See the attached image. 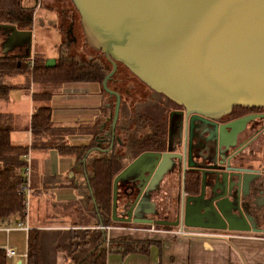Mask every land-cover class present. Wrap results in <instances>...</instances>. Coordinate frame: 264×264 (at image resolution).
Returning a JSON list of instances; mask_svg holds the SVG:
<instances>
[{"label":"water","instance_id":"obj_1","mask_svg":"<svg viewBox=\"0 0 264 264\" xmlns=\"http://www.w3.org/2000/svg\"><path fill=\"white\" fill-rule=\"evenodd\" d=\"M71 2L78 12L85 41L110 63L101 87L109 100L113 98L112 110L100 124L83 161L91 150L108 151L115 143H122L116 126L122 95L108 84L115 79L120 65L148 88L182 105L185 116L194 113L214 122L229 113L233 106L264 105V0ZM0 33L3 55L9 48L25 46L26 52L16 56H31V28L0 22ZM54 63L53 57L45 60L46 66ZM175 112L177 110L169 112L166 147L140 152L114 176L111 219L170 226L183 222L188 226L259 231L243 206L249 191L261 192L264 188V161L253 159L249 163L254 164V168L245 167L244 161L219 158L218 147L213 149V156L199 155L201 159L197 160L195 146L182 131L176 143L172 142ZM233 123H239V119L227 124ZM206 132L209 134L208 130ZM174 165H180L183 170L191 167L201 174L200 192L185 197L184 215L174 220L141 217L142 214L134 210L131 218L136 200L126 215L117 213L122 181L128 180L126 187L130 190L138 188L137 199L141 193L146 195L159 186L165 170ZM89 190L91 192L90 187ZM179 198L182 200L183 195ZM147 203L152 205L150 201ZM189 206L194 208L197 220L188 219ZM100 226L104 225L100 223Z\"/></svg>","mask_w":264,"mask_h":264},{"label":"crops","instance_id":"obj_2","mask_svg":"<svg viewBox=\"0 0 264 264\" xmlns=\"http://www.w3.org/2000/svg\"><path fill=\"white\" fill-rule=\"evenodd\" d=\"M36 2L32 6L22 4V8L32 9L29 27L32 30V45L37 24L41 28V23H47L48 20L37 18L34 21L33 17H36L41 8L40 2ZM48 11L56 14V20L51 24L58 31L60 41H63L59 12L51 6ZM2 39L0 33V54H3ZM7 53L16 55L19 50L17 47L9 48ZM38 53L44 55L46 52ZM6 79L15 86L6 97L0 98V112L11 124V143L26 146L32 192L26 216L15 214L7 224L10 227L8 230L0 228V248L9 246L17 253L13 256L5 253L4 264H26L27 231L30 226L48 232L77 227L76 222L85 224L78 226L100 227L108 239L129 235L135 239L153 240L146 251L137 249L124 252L123 248H109L105 264H264L262 231L208 227L203 231L189 226L192 230L207 233L177 235L173 231L174 227L141 232L134 227L104 224L102 228L100 224H95L96 216L81 203L83 194H87L86 173L77 163L75 153L60 151V147H89L94 143V135L100 130L99 126L105 119L110 101L103 94L101 83L96 80L63 81L48 86L51 97L46 101L33 98V93L44 90L46 85L30 79L28 72L11 75ZM42 104H49L52 108L51 125L43 133L34 134L31 130V115L34 107ZM118 134L121 136V133ZM120 149L124 151V145L114 148L117 152ZM92 152L89 151L86 157ZM123 161L127 162V159L123 158ZM159 185L160 191L155 193L159 199L173 191L172 182L169 184L165 178ZM24 219L28 223V229L15 224ZM54 256L57 264L67 263L61 253L57 252L51 257Z\"/></svg>","mask_w":264,"mask_h":264},{"label":"trees","instance_id":"obj_3","mask_svg":"<svg viewBox=\"0 0 264 264\" xmlns=\"http://www.w3.org/2000/svg\"><path fill=\"white\" fill-rule=\"evenodd\" d=\"M31 21L32 9L22 8L21 0H0V22H11L20 28H29ZM24 72H28L33 81L46 85L44 90L34 92L33 98L48 101L51 97L49 88L51 85L73 80H96L101 83L107 71L106 65L102 66L93 59L79 61L66 57L57 60L52 66H46L45 59H39V56L34 54L29 57H18L9 53L0 54V98L6 97L9 90L15 86L6 78ZM161 103L162 106H158L159 111L155 113L156 115L149 114L148 111L140 114L145 122L151 123L150 131L141 135L127 131L124 142L121 143L125 149L123 154L114 150L117 144L115 143L114 147L108 151L92 150L93 152L83 161L86 150L91 146L64 145L60 147V151L75 153L77 163L79 162L86 173L87 194H83L84 199L81 203L96 216L95 224L117 223L111 219L114 176L140 152L164 147L166 130L161 117L169 108L162 101ZM120 109H122V103ZM134 114V112L130 113L128 119H135ZM4 116L0 112V223L7 225L10 223L11 216L15 214L23 216L24 201L23 194L19 192V186L23 181V155L26 153V146L11 143L12 127L9 119ZM51 121L52 108L49 104L34 107L31 115V130L34 134L46 131ZM133 122V120L130 121V125ZM123 158H126L127 162H124ZM75 225L77 227L48 232L39 227L30 226L27 231L26 264H57L55 256L48 260L49 255L57 252L62 254L68 264H105L109 248L116 250L123 248L124 252L137 249L146 251L153 241L135 239L129 235L108 239L105 231L100 227L78 226L85 224L77 222ZM4 258L5 250L0 248V264H4Z\"/></svg>","mask_w":264,"mask_h":264},{"label":"flooded vegetation","instance_id":"obj_4","mask_svg":"<svg viewBox=\"0 0 264 264\" xmlns=\"http://www.w3.org/2000/svg\"><path fill=\"white\" fill-rule=\"evenodd\" d=\"M17 49L19 50L18 54L26 52L25 46L17 47ZM169 102L170 99L165 101V104L170 106V108L167 110L166 114L161 117V121H163L165 125L166 133L164 137V147L159 149H164L167 145L168 126L170 122L169 112L171 110H177L172 117V142L176 143L181 133L186 139H191V145L195 146L193 151L198 156L197 160L201 159L199 155H203L204 157L210 155L213 156L214 154L212 152H215L213 149L218 147L219 150L217 154H220V156L218 155L219 158H231L236 161H244L243 166L245 167L250 168L255 166L254 164L249 163V161H252L253 159L264 161V105H236L232 107V110L229 113L222 115L220 118L214 119V122H211L207 117L202 116L201 118L194 116V113H189L188 116H185V109L182 105L175 102L173 104ZM236 119H239V123H233L232 125L227 124ZM206 130L209 131V134ZM180 131L182 132L180 133ZM205 162H207L206 159ZM240 165L242 164L240 163ZM200 176V171H196L191 167H186L184 170L180 165H174L167 168L163 173V179H167L169 184L172 182L173 191L168 192H171L172 194H164V197L160 199L162 202L157 201V195H155V193L159 191L160 185H154L155 187L146 195L141 193L142 195L136 199L138 188L134 187L130 190L126 187V185H128V180L122 181L120 183L118 194L124 202L117 213L126 215L128 209H130L131 205L136 200L132 207L131 218L134 216L133 211L136 210L139 215L142 214L141 217L146 216L174 220L176 217H180L185 213V197L188 194H198L200 192ZM247 194L249 195L243 206L244 210L252 217L255 228L264 232V188L261 192L249 191ZM168 195L171 198L170 201H167L169 200L167 199ZM180 195H183L182 200L179 198ZM147 201L152 202V205L147 203ZM188 211H190L188 216L189 220L198 219L194 215L195 211L193 207L189 206ZM180 224L184 223H178L177 225H174V227ZM190 227H196L201 230L206 229L205 227L199 226Z\"/></svg>","mask_w":264,"mask_h":264},{"label":"rangeland","instance_id":"obj_5","mask_svg":"<svg viewBox=\"0 0 264 264\" xmlns=\"http://www.w3.org/2000/svg\"><path fill=\"white\" fill-rule=\"evenodd\" d=\"M35 2L36 0H22L21 4L25 6H32L35 4ZM38 2H40L41 8L39 13H36V17H33L34 21L36 22L37 18L48 20L47 23L45 21V23H41V28H39V23L36 26L38 27V29L36 30V36L33 40V51L31 52V55H37L39 56V59L43 58L45 60L48 57H53L55 62L66 57H72L79 61L93 59L102 66L106 65L107 71V65H109L110 63L99 50L94 49L85 41L79 23L78 12L73 6L71 0H38L36 3ZM50 6L55 8L59 12L58 17L60 18L61 22L59 26L62 31L63 41H60L58 31L51 24L56 20L57 16L53 11H48V8ZM34 50H36V52ZM38 51H45L46 53L42 55L39 54ZM117 72L118 74H115V79L109 81L108 84L111 87L119 90L122 95V109H120V114L117 120V128H119L121 139L124 142L127 131H130L135 135H141L150 131L151 123L147 121L145 122L140 114L145 113L146 111H148L149 114L157 113L159 111L158 106H162L161 101L165 103V101L168 99L163 94L148 88L134 75H132L124 66L120 65ZM103 94H105L104 91ZM169 103L173 104L174 102L170 100ZM112 107L113 98H110V104L108 107L109 111H107V114H110V110H112ZM167 108H170V106H168ZM133 112L135 113L133 115L135 119H132L134 122L130 125L129 122L132 120L128 119V115ZM109 122L110 120L107 121V123ZM127 126H129V128ZM119 145H121V143H117L115 147H118ZM118 152L122 154L124 153L123 149H120ZM168 194L172 193L170 192ZM167 199H169L167 201H170V196L167 197ZM156 200L159 202L161 201L158 197L156 198ZM123 202L124 200L118 197L117 211L120 210ZM112 225L114 227H134L137 231L141 232H147V230H149L148 228L150 227V224L146 223H126L123 221H117V223ZM45 237L47 238V234L45 235ZM51 256L52 255H49L48 260L52 258ZM60 264H65V262Z\"/></svg>","mask_w":264,"mask_h":264},{"label":"built area","instance_id":"obj_6","mask_svg":"<svg viewBox=\"0 0 264 264\" xmlns=\"http://www.w3.org/2000/svg\"><path fill=\"white\" fill-rule=\"evenodd\" d=\"M24 160V166L22 168L23 173V181L21 185L19 186V192L23 194V201H24V210H23V217L26 216L27 208L30 202V195L32 192L31 184H30V166H29V158L27 154L23 155ZM16 226L23 227L25 229H28V223L27 221L20 220L15 222ZM0 228H3L5 230H8L10 227L9 225L0 223ZM163 227L157 226L156 224H150L149 230H160ZM177 235H190V234H201L204 235L207 232L199 231V230H192L189 226H186L184 224H180L178 226L174 227L173 230ZM6 255L13 256L16 253L15 249L9 246L4 247ZM24 255V254H23Z\"/></svg>","mask_w":264,"mask_h":264}]
</instances>
